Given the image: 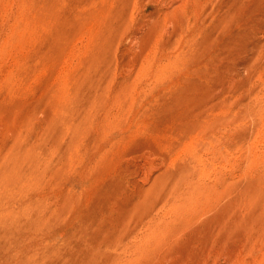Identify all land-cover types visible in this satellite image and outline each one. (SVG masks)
<instances>
[{
  "label": "rangeland",
  "instance_id": "obj_1",
  "mask_svg": "<svg viewBox=\"0 0 264 264\" xmlns=\"http://www.w3.org/2000/svg\"><path fill=\"white\" fill-rule=\"evenodd\" d=\"M0 264H264V0H0Z\"/></svg>",
  "mask_w": 264,
  "mask_h": 264
}]
</instances>
